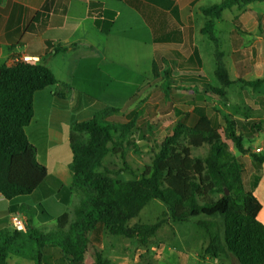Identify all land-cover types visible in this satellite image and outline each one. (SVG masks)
I'll list each match as a JSON object with an SVG mask.
<instances>
[{"label":"trees","instance_id":"trees-1","mask_svg":"<svg viewBox=\"0 0 264 264\" xmlns=\"http://www.w3.org/2000/svg\"><path fill=\"white\" fill-rule=\"evenodd\" d=\"M255 3L264 0H227L203 13L208 17L221 16L232 6L244 9ZM206 26L211 32L212 21H207ZM209 36L212 38L211 33ZM61 50L55 48L52 52ZM170 61L173 68L168 64ZM177 64L176 59L154 60L153 76L164 80L163 87L167 86L165 79L177 71ZM215 76L223 87L234 84L220 59ZM199 77L187 85L182 81L175 89L200 95L201 102H205L209 93L224 95L222 89L211 86L197 90L199 79H206ZM263 83L264 78L247 82L254 89ZM58 84L61 83L45 62L0 66V194L9 201L29 196L49 176L47 168L38 161L37 149L28 140L25 129L34 116L35 94ZM117 116L125 114L119 108L106 107L90 120L74 124L70 169L78 203L57 218L43 210L47 221H56V230L27 225L24 231L1 229L0 264H8L13 256L34 264H56L53 249H59L69 264H86L85 257L91 250L93 264H113L93 245L92 234L103 226L111 236L137 238L147 244L166 220L134 226H129V222L153 200L165 204L176 222L196 219L207 230L216 225L206 249L214 258L232 257L238 264H264V223L258 219L262 204L252 191L246 190L245 167L233 149L250 154L257 171L264 163V152H251L245 147L237 120L226 116L225 126L215 127L203 112L190 126L185 120L188 114L179 112L177 121L158 143L152 165L140 178L122 180L118 177L131 171L125 149L133 144L129 137L133 123L118 121ZM254 129L263 130L264 122L256 123ZM111 154L120 155L123 168L104 165ZM259 180L256 175L253 187ZM17 210L16 206L9 208L10 214Z\"/></svg>","mask_w":264,"mask_h":264},{"label":"crops","instance_id":"crops-1","mask_svg":"<svg viewBox=\"0 0 264 264\" xmlns=\"http://www.w3.org/2000/svg\"><path fill=\"white\" fill-rule=\"evenodd\" d=\"M225 1L0 0V66L10 65L15 56H29L45 62L61 83L35 94L34 116L25 129L49 176L25 198L9 201L0 194V230L12 228L11 206L18 208L27 226L38 228L35 222L53 221L46 220L43 210L57 218L77 204L70 169L74 124L90 120L106 107L114 108V102L122 99L120 93L137 91L142 77L139 66L153 74L154 60L176 59L178 76L187 85L198 76L207 78L204 56L209 52L211 57L222 56V61L224 55L233 57L235 72L244 76L258 72L257 79H262L264 3L244 9L232 6L227 8L230 14L225 9L221 16L203 13ZM258 5L261 9L255 10ZM209 20L211 32L206 26ZM211 44L216 46L214 53ZM55 48L63 50L53 53ZM132 75L137 76L135 80ZM263 86L253 89L261 92ZM191 95L184 101L190 110L202 100ZM130 99L127 95L124 105ZM256 99L264 106V97ZM257 148L264 152L263 146ZM253 165L260 180L256 187L252 180L250 191L262 204L258 219L264 223V163L258 171ZM244 184L247 187L246 180ZM225 259L235 262L232 257Z\"/></svg>","mask_w":264,"mask_h":264},{"label":"rangeland","instance_id":"rangeland-1","mask_svg":"<svg viewBox=\"0 0 264 264\" xmlns=\"http://www.w3.org/2000/svg\"><path fill=\"white\" fill-rule=\"evenodd\" d=\"M227 2V1H225ZM222 4V3H221ZM224 4V2H223ZM261 9L255 6V10ZM226 12L230 14L229 9ZM235 12V11H233ZM213 53L216 46L211 44ZM214 55V54H213ZM217 56V55H216ZM205 73L206 79H199L197 90H203L209 86L222 89L224 95L209 93L205 102L198 103L197 108L191 109L190 106H184V101L188 99L191 93L180 89H175L182 84L183 78L174 72L168 80L165 79L167 86L163 87V79H155L151 69L139 66L142 77L138 79L137 91L134 89L129 93H120L121 100L115 101L114 108H119L125 114L124 117H115L116 120L123 123H133L130 138L131 145L126 147V162L131 168L130 172L120 175L122 180H131L140 178L146 170L152 165L154 155L158 150V143L167 135L173 124L179 117V112L188 114L186 122L193 126L200 115V112L207 114L213 121L215 127H224L226 116L237 120V130L244 138V145L251 152L257 147H264V129H254L256 123L264 122V106L258 103L256 97H264V86L261 92L255 91L247 84V81L256 80L261 73L252 72L251 75L244 76L235 72L236 60L231 56L211 57L208 52L205 53ZM218 59L230 70V79L234 84L229 87H223L216 78L214 71ZM173 66L172 61L168 63ZM227 65V66H226ZM113 69L114 66H108ZM173 68V67H172ZM137 76L132 75V80ZM264 75L260 78L263 79ZM200 78V77H199ZM163 87V88H162ZM171 87V89H170ZM113 89V86L111 87ZM127 95L131 97L127 105L124 100ZM113 103V102H112ZM112 106V105H111ZM101 112V111H100ZM238 160L245 167L244 180H246V190L252 188L256 171L251 168L253 159L250 154L244 155L233 149ZM256 152V150H255ZM260 153V152H256ZM254 164V163H253ZM104 165L111 169L123 168V162L120 155L111 154ZM250 166V167H249ZM254 166V165H253ZM250 171H248V168ZM255 167V166H254ZM256 169V167H255ZM245 185V184H244ZM78 203V202H77ZM164 213L166 214L164 216ZM164 218L166 223L158 230L156 235L149 239L147 244H142L137 238L128 239L109 235L103 226H98L92 234L91 241L103 251L104 256L113 264H237L225 257L218 259L206 253L210 242V232H214L216 225L211 226L209 230L198 225V220L186 222H176L171 219L170 212L165 204L159 200L151 201L139 214L129 222V226L135 224H154L157 220ZM42 230H56L55 220L46 225L36 223ZM56 264H69L62 256L59 249H53ZM86 264H93L94 252L91 250L85 257ZM34 264L33 261L18 256H13L9 264Z\"/></svg>","mask_w":264,"mask_h":264},{"label":"built area","instance_id":"built-area-1","mask_svg":"<svg viewBox=\"0 0 264 264\" xmlns=\"http://www.w3.org/2000/svg\"><path fill=\"white\" fill-rule=\"evenodd\" d=\"M27 61H35L29 56H15L11 59L10 65H15L17 63H23ZM256 152H262L261 148H257ZM11 226L16 231H24L26 226V221L23 215L20 212L11 214L10 217Z\"/></svg>","mask_w":264,"mask_h":264},{"label":"water","instance_id":"water-1","mask_svg":"<svg viewBox=\"0 0 264 264\" xmlns=\"http://www.w3.org/2000/svg\"><path fill=\"white\" fill-rule=\"evenodd\" d=\"M226 194L228 195L229 194V192L226 190Z\"/></svg>","mask_w":264,"mask_h":264}]
</instances>
